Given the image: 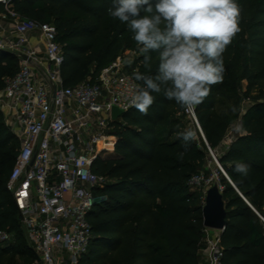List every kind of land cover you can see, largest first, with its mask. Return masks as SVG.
I'll list each match as a JSON object with an SVG mask.
<instances>
[{"label":"trees","instance_id":"16d2710c","mask_svg":"<svg viewBox=\"0 0 264 264\" xmlns=\"http://www.w3.org/2000/svg\"><path fill=\"white\" fill-rule=\"evenodd\" d=\"M238 3L241 31L224 53V80L195 107L205 139L198 134L184 149L178 134L191 121L162 93H153L155 101L147 115L132 107L112 123L115 150L92 165L106 182L93 190L94 205L88 214L93 238L80 264H200V251L205 248L202 193L192 189L189 180L205 171L211 159L208 146L218 151L236 118L241 131L218 154L236 188L221 175L228 211L221 235L222 262L264 264V0ZM111 6L112 0L12 2L22 18L55 26L63 48L64 86L95 77L125 51H136L138 44L127 24L109 16ZM4 11L0 5V12ZM145 55L151 57L150 66L141 64L139 72L155 75L157 52L142 53L134 64L143 62ZM19 66L15 53L0 49V90ZM250 97L252 102L240 113L242 101ZM18 148L19 141L0 110V229L14 237L12 244H0V264L13 257L23 264L37 261L7 189ZM179 152H185L183 159ZM237 164L247 165V173L235 171Z\"/></svg>","mask_w":264,"mask_h":264},{"label":"built area","instance_id":"2783aa9c","mask_svg":"<svg viewBox=\"0 0 264 264\" xmlns=\"http://www.w3.org/2000/svg\"><path fill=\"white\" fill-rule=\"evenodd\" d=\"M12 2L0 0L5 10L1 16L11 20L8 34L0 39V49L15 53L20 60L18 72L7 78L0 90V109L19 141L7 189L30 246L39 257L35 264H80L93 238L88 221L93 190L106 182L104 176L92 171V165L115 150L112 109L132 108L126 97L133 93L134 85H141L133 75L141 62L134 64L136 51L122 54L97 76L64 86L63 48L55 26L22 18ZM34 33L42 43V52L31 45ZM187 115L197 135L204 138L195 109ZM208 152L211 159L205 171L189 180L192 189L202 193L203 206L211 187L223 190L221 175L233 185L219 162V152L209 146ZM66 194H70L68 199ZM13 241L12 234L0 229L1 245ZM203 242L204 264H223L218 232L205 228Z\"/></svg>","mask_w":264,"mask_h":264},{"label":"clouds","instance_id":"9594fccd","mask_svg":"<svg viewBox=\"0 0 264 264\" xmlns=\"http://www.w3.org/2000/svg\"><path fill=\"white\" fill-rule=\"evenodd\" d=\"M107 12L127 24L141 53H158L155 75L134 72V79L142 85H134L126 97L129 107L147 115L155 101L153 93H162L191 113L210 95L212 86L223 82L224 53L241 31L238 0H157L155 4L151 0H112ZM150 62L151 57L145 55V66ZM235 131L240 132L241 126ZM178 135L185 150L197 138L191 127ZM184 155L178 153L181 159ZM235 171L246 174L247 165L237 164Z\"/></svg>","mask_w":264,"mask_h":264},{"label":"water","instance_id":"95a60500","mask_svg":"<svg viewBox=\"0 0 264 264\" xmlns=\"http://www.w3.org/2000/svg\"><path fill=\"white\" fill-rule=\"evenodd\" d=\"M3 50V49H1ZM23 59L31 61L26 55H21ZM55 89V86H53ZM126 111H123L117 107L112 109V118L117 120L125 115ZM205 139V138H204ZM235 188V187H234ZM203 225L205 228L223 231L227 225V211L223 194L219 188L215 185L211 187L206 194L205 205L202 208ZM39 261V257H37Z\"/></svg>","mask_w":264,"mask_h":264},{"label":"crops","instance_id":"0c3cea01","mask_svg":"<svg viewBox=\"0 0 264 264\" xmlns=\"http://www.w3.org/2000/svg\"><path fill=\"white\" fill-rule=\"evenodd\" d=\"M1 14H2V12H0V39L1 38H3L4 36H6L7 34H8V27L10 26V24H11V20H10V18H4V17H2L1 16ZM31 45L32 46H34V47H36L40 52H42L43 51V46H42V43H41V41H40V39H39V36H38V34H36V33H34V34H32L31 35ZM40 56L42 57L43 56V54H40ZM1 110V109H0ZM2 111V110H1ZM3 112V111H2ZM3 114H4V112H3ZM4 118H5V116H4ZM120 119V118H119ZM118 120V119H117ZM5 123H6V125H7V120H6V118H5ZM8 126V125H7ZM9 127V126H8ZM225 148H227V147H224V150H225ZM219 149H221V152H223V149L220 147ZM218 149V150H219ZM223 189H224V187H223ZM236 189V188H235ZM223 191V190H222ZM221 191V192H222ZM241 194V193H240ZM241 196H242V198H243V200L244 201H246L247 203H248V205L251 207V209L254 211V212H256L257 213V211H256V209L249 203V201L241 194ZM225 202V201H224ZM225 207H226V203H225ZM226 211H227V209H226ZM228 212V211H227ZM226 220H227V218H226ZM262 220H263V222H264V219L262 218ZM225 230V229H224ZM224 230L223 231H220V230H215V231H217L218 232V234H219V236H220V238H221V235H222V233L224 232ZM221 246H222V244H221ZM205 249H203V250H201L200 251V255H201V262H200V264H204L205 263V259H206V254H205V251H204Z\"/></svg>","mask_w":264,"mask_h":264},{"label":"rangeland","instance_id":"374dc122","mask_svg":"<svg viewBox=\"0 0 264 264\" xmlns=\"http://www.w3.org/2000/svg\"><path fill=\"white\" fill-rule=\"evenodd\" d=\"M140 45H137V48H136V56L137 57H140V55L142 54L141 52H140ZM130 53H132V54H134L133 53V51H125L123 54H127V55H129ZM132 56V55H131ZM141 62V64H143V62L142 61H140ZM243 89L245 88V86H246V83L245 82H243ZM242 89V90H243ZM252 97H250V98H246L244 101H242V107H243V109L241 110V112L240 113H242L243 111H244V108H245V106H247L248 104H250L251 102H252ZM188 120V119H187ZM189 123V125L187 126V128H189V127H191L192 128V123H190V122H188ZM237 125H239L240 126V123H239V119L238 118H236L235 120H234V122H233V124L231 125V127H230V129H229V131H228V133H227V135L225 136V138L223 139V142H222V146H221V148L223 149V151H224V147H227L231 142H232V140L234 139V137L239 133V132H236L235 131V127L237 126ZM199 137H198V135H197V139H198ZM226 149V148H225ZM218 152L219 153H221V149H219L218 150ZM70 197V194H66V198L68 199ZM7 264H23V262L21 261V260H19L17 257H13V258H11L10 260H9V262L7 263Z\"/></svg>","mask_w":264,"mask_h":264}]
</instances>
